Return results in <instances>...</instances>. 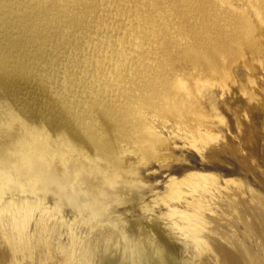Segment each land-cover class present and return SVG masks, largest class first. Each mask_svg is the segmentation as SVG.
<instances>
[{
  "label": "rangeland",
  "instance_id": "1",
  "mask_svg": "<svg viewBox=\"0 0 264 264\" xmlns=\"http://www.w3.org/2000/svg\"><path fill=\"white\" fill-rule=\"evenodd\" d=\"M151 1L155 0L133 2L140 8ZM173 1L155 4L164 10ZM206 1L199 0V9L183 10L173 21L167 20L166 11L154 12L165 23L161 36L175 38L176 43L169 58L164 55L170 53L165 48L170 44L163 39L157 41V49L138 45L155 59L148 54L135 59L145 72L126 81L133 87L142 77L152 75L156 81L172 74L179 83L175 92L184 91L181 81L192 83L194 101L203 97L194 106L210 116L206 121L214 126L216 136L201 152L191 147L193 138L199 140L198 125L188 110L172 105L171 117L164 112L167 108L153 111L137 104L135 116L140 119L127 124L128 132H116L125 140L123 145L114 142L118 148L123 146V168L131 174L113 177L107 161L100 160L96 169L66 147L62 156L53 139L47 142L33 135L27 117L20 110L13 113V103L9 109L0 102V264H155L160 260L164 264H264V0H219L221 10ZM126 11L128 16L111 18L114 22L133 19L131 24L126 22L128 30L105 33L103 42L117 37L121 38L117 44L123 45L137 30L134 23L151 16L148 9ZM176 21L187 27L171 33ZM204 25L208 29L200 31ZM152 35L162 38L150 30L142 37ZM14 36L20 38V32ZM214 37L219 43L210 42ZM122 63L116 61L114 66L121 68ZM177 64L182 74L176 72ZM40 96L43 109L54 105L46 92ZM138 128L154 131L162 140L154 146ZM200 175L214 196L189 181L181 187L183 198L170 194L172 180L197 182ZM194 189L197 199L208 201L201 234L205 243L198 248L180 227L184 225L181 214L171 215L175 208L199 211L200 206L188 209L181 203L184 198L192 200ZM32 204L26 230L30 242L15 241L19 236L13 229V215L17 208L24 215ZM119 220L124 231L112 229ZM166 238L172 242L174 257H168ZM74 244L78 251L70 258Z\"/></svg>",
  "mask_w": 264,
  "mask_h": 264
},
{
  "label": "bare ground",
  "instance_id": "2",
  "mask_svg": "<svg viewBox=\"0 0 264 264\" xmlns=\"http://www.w3.org/2000/svg\"><path fill=\"white\" fill-rule=\"evenodd\" d=\"M128 1L0 0V102L6 103V108L9 107V109L10 104L13 103L11 108L13 113L20 110L27 117L33 135L39 140L47 139V142L53 139L62 156V147H66L73 153H79L90 165H95L96 169H99L97 164L100 160L107 161L112 165L113 177L131 174L123 168L125 165L124 156H121L123 146L118 148L114 142L117 141L123 145L125 140L120 139L116 132H128L127 124L132 120L140 119L135 116L137 104H142L153 111L167 108V113L165 110L164 112L168 114L166 116L171 117L173 115L169 110L172 109V105H176V109L180 107L188 110L197 122L200 140L193 138L191 147L199 152L216 139L213 133L214 126L206 121L210 119V116L201 106L200 109L194 106L200 105L203 97L199 96L197 101H194L192 83L181 81L180 83L185 84L181 86L184 87V91L175 92L174 87H178L179 83L172 78V74H167L163 80L156 81L153 80L152 75L142 77L133 87L128 86L126 82L132 74L145 72L135 59L145 57L148 53L138 45L143 44L147 47L150 44L151 49H157V41L162 39L170 44L165 48H170L176 43L175 38L161 36L166 31L163 30L165 23L164 20L156 18L154 12L166 11L167 20L173 21L176 16L183 15V10L199 9V0H174L164 10L155 4L156 0L151 1L147 7L140 8L134 7L133 1L136 2V0L129 3ZM143 1L146 2V0H139V3ZM207 3L220 10L224 9L219 0H208ZM225 7L232 11L228 4ZM128 9L137 10L138 13L148 9L151 16L148 21L134 23L137 30L123 40V45L117 44V41L121 39L117 37L109 43L103 42L101 36L105 33H113L114 29L123 27L127 28H125L126 31L128 30L126 22L131 24L133 19L128 21L122 18L121 21L114 22L112 21L114 18H111L121 14L128 16L126 11ZM207 26L201 27L200 31L207 30ZM171 27L173 29L171 33H173L181 31L187 25L176 21ZM27 29L30 30V35L25 32ZM149 30L156 32V35L162 38L152 35L144 39L142 36ZM15 31L20 32V38L14 36ZM128 40L130 43L127 42ZM210 42L219 43V39L214 37ZM120 49L122 50L118 53ZM171 49L168 50L170 52L168 55H164L166 58L170 57ZM146 57L155 59L154 55L150 54ZM116 61H122L123 67L117 69L114 66ZM98 62L102 65L98 66ZM182 69V66L177 64L176 72L182 74ZM158 82H163L165 85L158 87ZM118 83L122 85L119 89ZM111 86H116V90H109ZM40 91L46 92L48 100L54 105L43 109L45 104ZM184 103L186 104L183 105ZM8 121H11V116L8 117ZM182 123L185 122L182 121ZM137 132L149 138L154 146L162 140L151 130L145 133L142 128H138ZM153 155H155L154 152L150 156ZM107 181L112 182L110 178ZM186 181L214 196L207 179L204 175H200L197 182L193 178L172 180L169 187L170 194L174 195L173 198H183L184 191L181 187ZM195 191L196 189L192 191V200L184 198L181 203H184L188 209L200 206L199 211L189 212L175 208L171 215L181 214L184 225L180 227L198 248L205 243L201 234L205 229L204 209L208 201L197 199L194 195ZM34 206L32 204L22 216L21 210L17 208L16 215L19 217L13 215V229L19 236L15 241H24L25 244L30 242L26 233L27 219L29 211H32ZM120 222L121 220L111 225L114 227L112 229L124 231ZM46 226L44 229L47 231L48 226ZM102 237H98L97 241ZM144 237L148 238V234H144ZM114 239L116 238H112V241ZM166 241L168 257H174L172 242L167 238ZM77 251L78 248L74 244L70 258ZM181 251L184 255L183 247ZM161 262L162 260L155 264H164Z\"/></svg>",
  "mask_w": 264,
  "mask_h": 264
}]
</instances>
